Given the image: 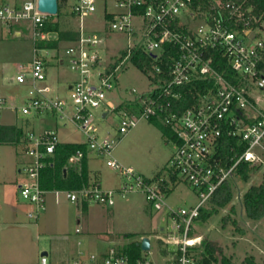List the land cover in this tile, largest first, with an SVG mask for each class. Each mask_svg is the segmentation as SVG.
<instances>
[{"label": "built area", "instance_id": "built-area-1", "mask_svg": "<svg viewBox=\"0 0 264 264\" xmlns=\"http://www.w3.org/2000/svg\"><path fill=\"white\" fill-rule=\"evenodd\" d=\"M115 1V9L105 13L108 21L105 31L127 33L130 41L125 49L126 54L114 69H110L111 62L105 69L96 70L97 66L102 65L98 46L104 38L84 29L82 24L77 38L65 49L71 68L80 75L71 84L69 100L50 96V87L45 85L48 65L46 56L54 53L51 49L39 48L37 43L42 39H50L54 33L44 30L49 15L40 10L39 0H25L21 5L14 6L0 4V20L3 24L9 27L20 21H30L32 24L33 59L27 69L21 66V69L27 71L21 70L15 78L19 83L29 85V103L23 107L22 112L27 114L34 110L43 113L52 110L81 129L87 136V148L106 154L109 166L121 170L123 175L134 180L132 184H127L126 190L142 189L156 209L167 207L168 212L174 216L173 228L179 238L172 264H201L199 255L193 250L201 243L203 236L191 234L194 220L223 181L232 176L240 161H263L260 150L264 149V112L258 107L259 97L255 98L246 89V82L253 79V84L264 93V68L261 66L264 60V38L257 36L252 28L244 29V0H210L212 3L208 10L196 4L197 0ZM95 2L67 0L65 8L70 6L71 14L82 18L96 10ZM252 33H255L254 37ZM171 47L176 48V54L170 66L169 80L162 84L155 83V88L148 92L132 89L136 94L140 115L135 116L127 108H121L123 116L118 132L125 135L140 119H150L172 106L174 99L180 100L183 97L181 87L186 83L207 77L215 80L216 90L206 93L199 104L185 109L181 114L170 111L165 117V122L172 126L177 137L176 150L169 168L191 185L199 196L195 206L181 208L179 212L165 200L168 191L163 183L167 178L162 175L153 178L135 175L133 167L122 166L113 155L115 139H98L92 112V109L98 107L105 110L107 107L117 108L108 98V92L112 90L111 76L123 65L125 59L131 60L140 48L147 53L158 54L159 57L161 50L167 51ZM215 52L226 57L231 67L241 75L238 84L232 83L215 69L212 64ZM60 61L63 63L64 59ZM154 69L161 71L159 64ZM94 76H97V82ZM5 102L1 97L0 107ZM68 107H71V112H67ZM250 109L257 111L254 117L249 115ZM244 114L251 119L249 122H245ZM226 132L229 135L240 134L247 142V148L230 167L224 168L218 167L213 157L219 137ZM59 142L54 131H45L40 135L28 134L25 152L31 160L24 169L30 180L20 183L18 191L34 207L28 212L31 218H38L46 208L47 190L40 184V173L46 157L53 154ZM84 157V150L79 148L70 155L69 162L81 163ZM67 196L71 201L83 197L107 205L114 204L112 191L100 190L96 186L69 190ZM39 264H49L47 255H42ZM73 264L155 263L146 259L131 263L125 253L110 247L101 258L92 254L90 262Z\"/></svg>", "mask_w": 264, "mask_h": 264}, {"label": "rangeland", "instance_id": "rangeland-1", "mask_svg": "<svg viewBox=\"0 0 264 264\" xmlns=\"http://www.w3.org/2000/svg\"><path fill=\"white\" fill-rule=\"evenodd\" d=\"M24 1L0 0V4L14 6ZM115 2L96 0V10L82 18L73 16L70 6L64 7L60 14L51 16L52 21L60 23L62 30L78 32L83 24L84 29L104 38L98 46L102 65L97 66L96 70L105 69L129 45L127 33L105 31L108 25L105 13L115 9ZM14 24L22 29L21 36L10 31L0 20V98L6 101L0 107V124L15 125L27 134L40 135L45 131H54L61 142H87L85 133L62 118L60 113L52 110L43 113L34 110L27 114L22 112L29 103V85L19 83L15 78L30 65L34 44L31 22ZM261 36L264 38L263 32ZM69 41L60 42V58L55 50L53 55L46 56L45 85L50 87L48 94L66 100L70 99L69 85L80 78L65 54ZM42 53L45 55V52ZM60 59H64V62ZM21 66L25 68L21 69ZM94 80L98 81L97 76H94ZM111 81L112 90L108 92V98L117 108L92 109L98 139H115L114 157L122 166L133 167L135 175L153 178L159 174L169 179L170 192L165 200L175 211L195 206L199 202L196 190L179 174L175 183L171 181L172 170L169 167L176 143L165 138L159 125L149 118H142L129 133L121 135L118 132L123 116L120 105L139 116L140 107L132 89L138 92L152 91L155 85L150 77L127 58L111 76ZM246 89L255 98L259 97L257 104L264 112V93L253 84V79L246 82ZM67 110L72 111L71 107ZM103 112H108L107 117H103ZM248 113L254 117L257 111L250 109ZM87 149L90 175L93 179L98 174V188L112 191L114 204L107 205L83 197L71 201L67 190L48 191L46 208L38 218H31L28 212L34 207L16 190L15 184V178H19L21 183L30 180L24 167L31 158L21 144L0 143V264H39L43 251L48 253L49 264L90 262L92 254L102 257L110 247L121 249L131 242L142 241L145 236L150 238L151 248L143 250L144 259L155 264L173 263L179 235L173 228L175 219L168 208L156 209L142 189L126 190L127 184H132L134 180L109 166L106 154ZM260 154L263 161L259 162L261 166L256 174L247 181H232L235 192L233 199L207 220L196 218L193 222L194 235L200 234L205 242L215 245V264H224L225 258L231 259L230 264H244V258L251 254L260 263L264 260V217L255 221L249 219L241 203V197L248 187L263 179L264 149L260 150ZM207 206L208 203H205L204 207ZM225 215L228 217L227 224L223 222Z\"/></svg>", "mask_w": 264, "mask_h": 264}, {"label": "trees", "instance_id": "trees-1", "mask_svg": "<svg viewBox=\"0 0 264 264\" xmlns=\"http://www.w3.org/2000/svg\"><path fill=\"white\" fill-rule=\"evenodd\" d=\"M67 0H58L59 10L57 14H60L65 7ZM212 2L210 0H197L196 4L202 6L203 10H208L209 5ZM56 14V15H57ZM50 16V18H49ZM44 25V30L57 34L58 36L51 37L50 39L39 40L37 46L39 48H48L57 51L56 54L59 57V46L62 40H70V43L77 38L78 32L72 30H62L58 21H52L49 15ZM252 28L257 33V36H261L264 33V0H244V29ZM168 49V48H167ZM126 50H122L121 53L115 56L114 62L111 63L110 69H114L120 61L124 58ZM176 54V48L171 47L167 51L161 50L158 54H150L143 49H138L131 58V61L137 68L146 73L151 80L152 84L164 83L165 80H169L170 66L173 62V57ZM261 66L264 68V60L261 62ZM159 64L161 71L157 72L154 66ZM213 66L215 69L223 75L226 79L232 83L238 84L240 82L241 75L235 71L228 59L221 55L219 52H215ZM217 84L214 79L207 77L204 79H194L181 87L183 97L180 100L174 99L172 106L167 107L161 112L150 118V120L160 126L162 132L167 140L176 142L177 137L175 130L169 123L165 122V117L170 111H178L179 114L185 109L197 105L201 102L203 96L210 92L215 91ZM120 108H126L124 105H120ZM245 122H249L244 114ZM28 140V134L24 129L12 124H0V143H12L15 145L21 144L26 149ZM83 149L85 157L81 163H70L69 157L77 149ZM247 148V142L241 138L240 134L229 135L227 132L218 139L217 147L214 152L213 159L217 160L218 167H230ZM87 142H59L53 154L46 157L45 165L40 173V184L47 191L54 190H74L83 187H99L98 179H92L90 171L87 165ZM261 164L251 163L247 160L240 161L235 167L232 179L228 177L223 181L217 191L212 195L208 201L207 207H202L198 218L207 220L214 212L222 207H225L234 197V185L233 180L239 179L247 181L253 174H256L260 170ZM171 181L175 183L177 176L175 172L171 171ZM159 176V174L157 175ZM163 186L170 191L169 179L163 183ZM241 203L247 217L253 221L259 220L264 217V174L263 179L259 183L252 184L248 187L247 191L241 197ZM224 224L228 223V217L223 216ZM191 234H194V228L191 230ZM119 251L125 253L128 256L131 263H137L143 260V249L141 247V241H134L130 244L124 245ZM199 255L201 264H215L217 262L215 245L212 242H205L203 239L200 244L196 245L193 250ZM231 259L225 258L224 264H230ZM244 264H264L258 262L256 256L251 254L244 258Z\"/></svg>", "mask_w": 264, "mask_h": 264}, {"label": "water", "instance_id": "water-1", "mask_svg": "<svg viewBox=\"0 0 264 264\" xmlns=\"http://www.w3.org/2000/svg\"><path fill=\"white\" fill-rule=\"evenodd\" d=\"M39 8L43 12H46L49 15H56L59 10L58 0H39ZM252 37L255 36V33L251 34ZM72 87V85H69V89ZM107 115V112L103 113V117ZM141 247L143 250H150L151 248V242L150 238L145 236L142 238L141 241ZM47 251H43L42 255H47Z\"/></svg>", "mask_w": 264, "mask_h": 264}, {"label": "crops", "instance_id": "crops-1", "mask_svg": "<svg viewBox=\"0 0 264 264\" xmlns=\"http://www.w3.org/2000/svg\"><path fill=\"white\" fill-rule=\"evenodd\" d=\"M5 25V24H4ZM7 26V25H6ZM8 28L10 29V31H15L16 32V35L17 36H21L22 35V29L21 28H19V27H17V25L16 24H12L10 27L8 26ZM69 43H70V41H69ZM89 153V152H88ZM94 180H96V179H98V181H99V187H100V179H99V177H98V174L96 173L95 174V177L93 178ZM21 183V181L19 180V178H15V184H16V190L18 191V186H19V184ZM54 191H58V190H54ZM48 192V191H47ZM170 192V191H169ZM168 192V193H169ZM47 194V193H46ZM105 255V254H104ZM103 255V256H104ZM99 257V256H98ZM99 258H101V257H99Z\"/></svg>", "mask_w": 264, "mask_h": 264}]
</instances>
